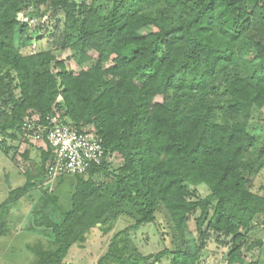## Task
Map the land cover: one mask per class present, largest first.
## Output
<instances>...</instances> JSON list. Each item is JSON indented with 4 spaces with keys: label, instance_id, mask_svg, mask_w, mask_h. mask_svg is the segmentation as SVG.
<instances>
[{
    "label": "trees",
    "instance_id": "trees-1",
    "mask_svg": "<svg viewBox=\"0 0 264 264\" xmlns=\"http://www.w3.org/2000/svg\"><path fill=\"white\" fill-rule=\"evenodd\" d=\"M36 1L46 8L40 19L49 21L47 10L63 16L49 21L50 47L23 54L16 35L30 28L19 19L29 0H0V148L8 154L20 141L24 160L40 155L36 175L27 170L0 210L38 184L57 200L44 187L53 154L23 139L27 117L48 130L47 115L61 113L96 131L104 148L85 173L59 176L73 178L72 206L49 220L56 247L40 264H67L74 245L121 217L131 223L111 233L98 264H199L212 236L228 246L227 264H259L243 246L264 229V188H253L264 141L251 124L264 113V0ZM66 50L78 71L60 58ZM157 213L173 248L143 257L129 230L158 227Z\"/></svg>",
    "mask_w": 264,
    "mask_h": 264
},
{
    "label": "rangeland",
    "instance_id": "rangeland-1",
    "mask_svg": "<svg viewBox=\"0 0 264 264\" xmlns=\"http://www.w3.org/2000/svg\"><path fill=\"white\" fill-rule=\"evenodd\" d=\"M27 13H20L21 21H29L28 31L17 30L16 46L23 54L35 53L51 46L53 33L55 29L52 25L57 19L62 18V13H55L47 10V17L39 18L40 12L46 10L45 6L38 4L36 0H29L26 5ZM33 18V19H32ZM48 22V28L44 23ZM73 51L66 50L60 55L64 59L67 67L72 71H78L79 66L71 59ZM254 131L258 138L264 141V113L256 116L251 121ZM11 146H18L15 151L12 149L8 154L0 148V204H2L10 195L11 190L23 186L27 180L26 171L32 170L36 175L35 166L40 159L38 150L32 152V160H24L22 152L27 147L19 141H10ZM37 162V163H36ZM36 163V164H35ZM121 164L118 160L115 165ZM68 176L62 180H56L49 185L44 186L50 194L57 200L50 199L44 190L34 187L19 199L8 204L7 207L0 210V231L6 229L4 234H0V264H40L43 255H48L55 249L54 234L49 225V220L59 223L63 219V214L72 206V196L75 189L73 178ZM264 188V167L261 172L253 178V188L262 191ZM264 192V191H262ZM208 193L205 184L200 185L199 194L205 196ZM49 219H44L45 217ZM43 219L48 221L46 226H38L36 220ZM131 218L121 217L114 225L112 230L103 234L98 229H93L82 244H76L72 247L65 262L67 264H98V260L109 247V237L113 231H117L130 224ZM158 227L153 223H147L137 230H129L132 244L138 249L141 256L157 254L165 246L173 248L171 234L166 219L157 213ZM31 227V229L29 228ZM191 227L195 229L194 221ZM35 230L41 231L38 238ZM262 239V244H256L249 249L248 245ZM29 243V244H28ZM37 243V244H36ZM195 242L190 244V248L195 250ZM228 246L218 243L215 236L209 240L208 246L200 255L199 264H227L226 254ZM243 252L246 261H258L264 264V229L259 227L254 230L248 241L244 243ZM106 264H117L108 262ZM158 264H168L166 259Z\"/></svg>",
    "mask_w": 264,
    "mask_h": 264
},
{
    "label": "built area",
    "instance_id": "built-area-1",
    "mask_svg": "<svg viewBox=\"0 0 264 264\" xmlns=\"http://www.w3.org/2000/svg\"><path fill=\"white\" fill-rule=\"evenodd\" d=\"M38 120V115L26 118L22 137L30 144L51 150L53 154L52 161L46 166L45 185L62 175L83 174L92 165L101 162L104 148L96 131L66 123L61 113L47 115L48 130Z\"/></svg>",
    "mask_w": 264,
    "mask_h": 264
},
{
    "label": "crops",
    "instance_id": "crops-1",
    "mask_svg": "<svg viewBox=\"0 0 264 264\" xmlns=\"http://www.w3.org/2000/svg\"><path fill=\"white\" fill-rule=\"evenodd\" d=\"M30 229H31V227H29ZM6 232V229H2L1 231H0V234H4ZM35 233H36V235H37V237L36 238H38V235L39 234H41V231H39V230H35L34 231ZM42 235V234H41ZM29 244V243H28ZM37 244V243H36Z\"/></svg>",
    "mask_w": 264,
    "mask_h": 264
},
{
    "label": "clouds",
    "instance_id": "clouds-1",
    "mask_svg": "<svg viewBox=\"0 0 264 264\" xmlns=\"http://www.w3.org/2000/svg\"><path fill=\"white\" fill-rule=\"evenodd\" d=\"M58 180V179H57ZM47 185H49V184H47Z\"/></svg>",
    "mask_w": 264,
    "mask_h": 264
},
{
    "label": "water",
    "instance_id": "water-1",
    "mask_svg": "<svg viewBox=\"0 0 264 264\" xmlns=\"http://www.w3.org/2000/svg\"><path fill=\"white\" fill-rule=\"evenodd\" d=\"M226 255H228V254H226Z\"/></svg>",
    "mask_w": 264,
    "mask_h": 264
}]
</instances>
